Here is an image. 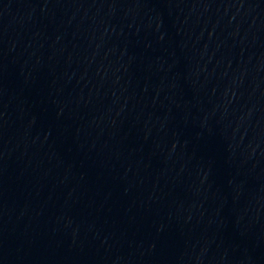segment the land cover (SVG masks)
Instances as JSON below:
<instances>
[{"label": "water", "instance_id": "obj_1", "mask_svg": "<svg viewBox=\"0 0 264 264\" xmlns=\"http://www.w3.org/2000/svg\"><path fill=\"white\" fill-rule=\"evenodd\" d=\"M0 229L264 264V0H0Z\"/></svg>", "mask_w": 264, "mask_h": 264}]
</instances>
